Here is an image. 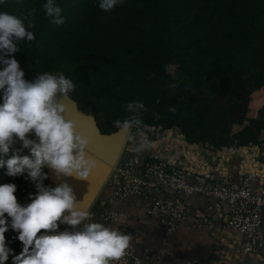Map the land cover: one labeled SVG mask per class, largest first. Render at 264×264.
<instances>
[{"label": "trees", "instance_id": "1", "mask_svg": "<svg viewBox=\"0 0 264 264\" xmlns=\"http://www.w3.org/2000/svg\"><path fill=\"white\" fill-rule=\"evenodd\" d=\"M45 2L0 3V11L31 12L35 24L29 29L35 39L18 41L19 51L11 56L28 81L38 72H64L76 85L69 95L95 116L103 133L117 131L116 121L132 115L125 105L140 101L147 111L137 113L139 119L153 128L179 130L190 144L264 143V106L250 114L264 96V0H121L109 12L99 9V0H55L65 17L62 25L50 22ZM21 147L17 139L4 158ZM19 154L30 155L26 148ZM145 154L129 146L124 155L142 161ZM43 171L48 174L43 184L52 186L47 166ZM6 172L0 167V184H16L18 203H30L28 194L37 190L27 173ZM105 197L102 190L89 210L103 224L96 212ZM16 235L9 229L6 241ZM9 246L14 252L5 264H13L23 247L18 239Z\"/></svg>", "mask_w": 264, "mask_h": 264}, {"label": "clouds", "instance_id": "2", "mask_svg": "<svg viewBox=\"0 0 264 264\" xmlns=\"http://www.w3.org/2000/svg\"><path fill=\"white\" fill-rule=\"evenodd\" d=\"M120 3L121 0H99L98 7L109 12ZM43 9L52 24L65 23L63 10L55 0H46ZM30 16L31 12L18 16L0 11V64L4 65L0 70V167L6 166V174L12 177L27 173L25 178L37 190L28 194L30 203L21 205L14 194L17 185L0 184V264H5L13 254L9 244L17 239L23 247L12 256L13 264H113L126 255L131 234L97 222L85 198L78 200L66 181L55 187L43 184L48 177L43 171L45 166L53 170L57 179L74 177L88 181L103 161L88 147L93 138L83 129L78 130L75 119L66 118L69 109L62 98H69L75 91L73 80L62 71L38 72L32 81L25 80L18 60L11 56L19 51L18 41L35 39L29 30L35 27ZM125 108L132 115L116 121L120 134L136 141L133 152L151 150L153 142L144 133L155 129L136 115L147 111L145 104L132 101ZM170 111L175 115V108ZM132 128L140 134L138 141L129 133ZM30 133L34 139L29 138ZM17 139L22 147L13 149L5 159ZM25 148L30 155L19 154ZM59 224L70 225L71 229L60 231ZM9 229L17 235L6 241ZM41 230L45 231L38 235Z\"/></svg>", "mask_w": 264, "mask_h": 264}, {"label": "crops", "instance_id": "3", "mask_svg": "<svg viewBox=\"0 0 264 264\" xmlns=\"http://www.w3.org/2000/svg\"><path fill=\"white\" fill-rule=\"evenodd\" d=\"M155 139L153 137L150 140ZM186 143L190 146L195 145L203 149L208 145ZM223 147L213 146V152L215 151L216 155L211 159H215L212 163L217 164V166H213L211 162L209 164V162L200 160L201 157L204 158L205 156L189 155L183 157V160L186 161L187 167H184L189 174V180L197 182L206 179L209 182L217 184L222 175L226 173H230L234 179L248 175L264 189L263 167L244 168L240 166L241 164H235L239 163L237 158L242 156L240 154L250 152L251 147ZM155 150L157 148L153 147L152 153L154 155L158 154L154 152ZM145 152V156H140L142 160L148 156H152L149 154V150ZM153 157L162 158L166 162L179 163V160L170 158V156ZM218 165H221L223 168H219ZM162 191L169 195L167 190L162 189ZM104 192L106 193V205H110L113 201L112 190L106 186ZM156 195L159 194H153V196ZM105 199L101 200L97 207L98 209ZM150 201V199L147 200L143 197L128 196L119 199L116 203L112 202L111 204L114 209L120 213L121 221L118 225L106 224L108 227L122 228L132 234L130 245L140 255L144 264H264V257L241 253L245 243V235L226 225L228 215L227 202H223L220 208H213L209 211L208 207L213 206L216 201L214 197L202 194L191 196L190 216L180 222L179 226L169 237H165L158 218L149 216L145 212V205ZM199 214L211 216L213 219L212 226L208 227L207 224L202 223L201 218L195 216Z\"/></svg>", "mask_w": 264, "mask_h": 264}, {"label": "built area", "instance_id": "4", "mask_svg": "<svg viewBox=\"0 0 264 264\" xmlns=\"http://www.w3.org/2000/svg\"><path fill=\"white\" fill-rule=\"evenodd\" d=\"M106 186L112 190L113 203L128 196L150 199L145 205V212L158 218L165 237H169L180 222L190 216L191 196L202 194L214 197L216 201L213 206L208 207L209 211L218 209L223 202H227L226 225L245 235L241 253L264 257V189L251 176L243 175L234 179L230 173H226L217 184L206 179L191 182L186 168L179 163L166 162L153 156L138 161L121 155L105 182ZM162 189L167 190L169 195ZM155 193L159 195L153 196ZM111 203L106 205L105 199L97 213L105 224L118 225L121 216ZM195 216L201 218L202 223L208 227L212 226L213 219L208 214ZM64 229L63 227L62 231ZM118 230L131 234L122 228ZM113 264L144 263L130 245L126 255Z\"/></svg>", "mask_w": 264, "mask_h": 264}, {"label": "water", "instance_id": "5", "mask_svg": "<svg viewBox=\"0 0 264 264\" xmlns=\"http://www.w3.org/2000/svg\"><path fill=\"white\" fill-rule=\"evenodd\" d=\"M62 99L69 109L66 113V118L75 119L78 124V130L83 129L93 138V143L88 147L93 153L101 157L103 165L93 171L88 181L77 180L74 177H62L61 179H57L53 170L47 167L49 179L51 183L56 186L63 181L69 183L77 199L83 200V198H85V202L88 203L89 206L88 210H90L96 197L104 190L105 182L123 152L127 137L122 136L119 129L112 133H103L93 114L81 110L77 101L70 95L69 98ZM65 214H67V212H65ZM61 226L64 228L71 227L67 224H61Z\"/></svg>", "mask_w": 264, "mask_h": 264}, {"label": "rangeland", "instance_id": "6", "mask_svg": "<svg viewBox=\"0 0 264 264\" xmlns=\"http://www.w3.org/2000/svg\"><path fill=\"white\" fill-rule=\"evenodd\" d=\"M175 68L176 66H171L169 68L171 74H175V70H176ZM253 106L255 107V109L253 113L251 112L250 114L256 115L257 108L264 106V96L258 97L255 100ZM129 133L131 136H135L137 141L139 140L140 134L137 132L136 128L130 129ZM144 135H146L150 139V136H149L150 132H145ZM151 135L154 138H156L155 140H151V141L153 142V147L157 148V150H155L154 152L158 153L154 155V153H152L153 152L152 151L153 148H152L151 153L149 150V154L152 156H170V158H175L179 160V164L183 166H186V161L183 160V157L189 156V155L190 156H205L204 158L201 157L200 160H204L207 163L209 162V164L210 162L212 163L213 161H215V159H211L212 157L216 155V152L215 151L213 152L214 150L213 146L208 144L205 146L204 149L198 146H195V145L190 146L185 142L184 136L179 130H174V129L164 130L162 127H158L155 129V131L151 132ZM128 141L131 142L130 145H128ZM135 145H136V141L130 140L127 137V141H126V144L124 146V149L121 155L125 154L129 146H131V148L133 149ZM249 146L251 147L250 148L251 151L250 152L248 151L247 153H244V154H240L242 156H239L237 158L239 163H235V164L237 165L241 164L240 166L244 168L257 167V166H261V168L262 167L264 168V143L252 144ZM218 163H219V160H218ZM212 164L213 166H217V164L215 163H212ZM218 167L223 168L221 165H218ZM51 184H52V187L56 186L53 183ZM98 198H99V195L96 197L92 206L96 204L95 202Z\"/></svg>", "mask_w": 264, "mask_h": 264}]
</instances>
